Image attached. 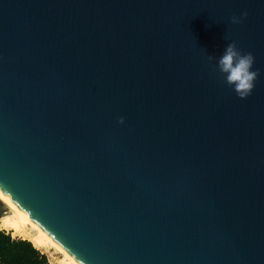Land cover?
Wrapping results in <instances>:
<instances>
[{
	"label": "water",
	"instance_id": "95a60500",
	"mask_svg": "<svg viewBox=\"0 0 264 264\" xmlns=\"http://www.w3.org/2000/svg\"><path fill=\"white\" fill-rule=\"evenodd\" d=\"M0 190L80 264H264V0H0Z\"/></svg>",
	"mask_w": 264,
	"mask_h": 264
},
{
	"label": "clouds",
	"instance_id": "9594fccd",
	"mask_svg": "<svg viewBox=\"0 0 264 264\" xmlns=\"http://www.w3.org/2000/svg\"><path fill=\"white\" fill-rule=\"evenodd\" d=\"M248 12L242 11L239 16L233 15L230 20L232 24H241L247 17ZM207 60L212 61L214 56L207 55ZM255 57L251 52H243L237 47L235 41L227 44L222 55L218 58L214 69H217L224 77V83L231 86L237 96L241 99L252 94L255 82L259 77V69L253 70ZM123 123L124 118L120 117Z\"/></svg>",
	"mask_w": 264,
	"mask_h": 264
},
{
	"label": "bare ground",
	"instance_id": "6f19581e",
	"mask_svg": "<svg viewBox=\"0 0 264 264\" xmlns=\"http://www.w3.org/2000/svg\"><path fill=\"white\" fill-rule=\"evenodd\" d=\"M0 200L7 206L0 217V229L9 230L17 235H23V238L30 240L35 247L46 252L51 247L62 255L61 264H80L71 255L60 247L49 235L45 234L30 217H28L20 208L16 207L14 202L0 190ZM59 262V263H60Z\"/></svg>",
	"mask_w": 264,
	"mask_h": 264
},
{
	"label": "trees",
	"instance_id": "16d2710c",
	"mask_svg": "<svg viewBox=\"0 0 264 264\" xmlns=\"http://www.w3.org/2000/svg\"><path fill=\"white\" fill-rule=\"evenodd\" d=\"M0 264H51L48 257L23 237L0 229Z\"/></svg>",
	"mask_w": 264,
	"mask_h": 264
},
{
	"label": "rangeland",
	"instance_id": "374dc122",
	"mask_svg": "<svg viewBox=\"0 0 264 264\" xmlns=\"http://www.w3.org/2000/svg\"><path fill=\"white\" fill-rule=\"evenodd\" d=\"M0 203H1V206L3 207V209L5 210V211H7L8 210V208H7V206L0 200ZM7 231H9V230H7ZM11 232V231H10ZM11 234H12V236L13 237H22L23 235H17L16 233H12L11 232ZM42 251V250H41ZM43 253H45L46 255H47V257H48V260H49V262L51 263V264H61V260H62V255L58 252V251H56L55 249H53V248H51V247H49L48 248V251H46V252H44V251H42ZM60 262V263H59Z\"/></svg>",
	"mask_w": 264,
	"mask_h": 264
},
{
	"label": "snow or ice",
	"instance_id": "6c2138e0",
	"mask_svg": "<svg viewBox=\"0 0 264 264\" xmlns=\"http://www.w3.org/2000/svg\"><path fill=\"white\" fill-rule=\"evenodd\" d=\"M0 195H2V194H0Z\"/></svg>",
	"mask_w": 264,
	"mask_h": 264
}]
</instances>
